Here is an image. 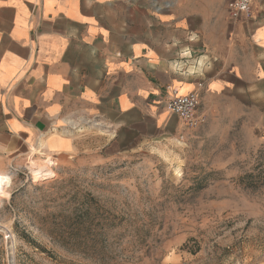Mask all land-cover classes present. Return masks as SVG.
Masks as SVG:
<instances>
[{"label":"crops","instance_id":"crops-1","mask_svg":"<svg viewBox=\"0 0 264 264\" xmlns=\"http://www.w3.org/2000/svg\"><path fill=\"white\" fill-rule=\"evenodd\" d=\"M231 1L0 0V174L76 155L86 121L107 125L113 144L180 130L172 93H198L209 122L213 101L224 112L250 101L264 132V0L249 18Z\"/></svg>","mask_w":264,"mask_h":264},{"label":"rangeland","instance_id":"rangeland-1","mask_svg":"<svg viewBox=\"0 0 264 264\" xmlns=\"http://www.w3.org/2000/svg\"><path fill=\"white\" fill-rule=\"evenodd\" d=\"M228 102L114 144L86 121L76 155L0 174V264H264V132Z\"/></svg>","mask_w":264,"mask_h":264},{"label":"built area","instance_id":"built-area-1","mask_svg":"<svg viewBox=\"0 0 264 264\" xmlns=\"http://www.w3.org/2000/svg\"><path fill=\"white\" fill-rule=\"evenodd\" d=\"M228 10L235 18L242 14L249 18L252 16L251 0H233L229 3ZM165 107L190 128H196L204 123L203 118L198 115L200 99L196 92L184 96L172 93L165 102Z\"/></svg>","mask_w":264,"mask_h":264},{"label":"bare ground","instance_id":"bare-ground-1","mask_svg":"<svg viewBox=\"0 0 264 264\" xmlns=\"http://www.w3.org/2000/svg\"><path fill=\"white\" fill-rule=\"evenodd\" d=\"M34 150V149H33Z\"/></svg>","mask_w":264,"mask_h":264}]
</instances>
